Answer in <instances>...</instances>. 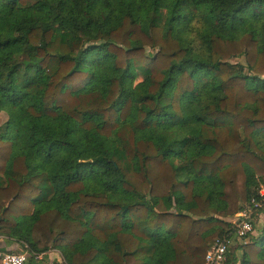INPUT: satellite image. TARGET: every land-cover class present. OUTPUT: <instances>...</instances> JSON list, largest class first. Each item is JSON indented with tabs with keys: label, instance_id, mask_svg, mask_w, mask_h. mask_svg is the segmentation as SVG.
<instances>
[{
	"label": "trees",
	"instance_id": "obj_1",
	"mask_svg": "<svg viewBox=\"0 0 264 264\" xmlns=\"http://www.w3.org/2000/svg\"><path fill=\"white\" fill-rule=\"evenodd\" d=\"M262 183L264 0H0V237L27 264H206ZM225 264H264V225Z\"/></svg>",
	"mask_w": 264,
	"mask_h": 264
},
{
	"label": "built area",
	"instance_id": "obj_2",
	"mask_svg": "<svg viewBox=\"0 0 264 264\" xmlns=\"http://www.w3.org/2000/svg\"><path fill=\"white\" fill-rule=\"evenodd\" d=\"M263 216L264 183L260 185L257 195L228 220L230 233L213 241L205 257L206 264H225L228 253L236 243H247L253 235H256V220ZM28 258V251L15 252L0 248V264H27ZM36 258L43 259V254H37Z\"/></svg>",
	"mask_w": 264,
	"mask_h": 264
},
{
	"label": "rangeland",
	"instance_id": "obj_3",
	"mask_svg": "<svg viewBox=\"0 0 264 264\" xmlns=\"http://www.w3.org/2000/svg\"><path fill=\"white\" fill-rule=\"evenodd\" d=\"M1 120H2V122H4L6 120V114L5 113H1ZM263 225H264V216L260 217V218H257L256 225H255L256 226V237L258 235H260V230L263 227ZM236 245H238V243H236L232 247V250L235 248ZM54 260L64 261L59 251H56V250L50 251L47 254V256H43V259H41V262H42V264H48V263H51Z\"/></svg>",
	"mask_w": 264,
	"mask_h": 264
},
{
	"label": "crops",
	"instance_id": "obj_4",
	"mask_svg": "<svg viewBox=\"0 0 264 264\" xmlns=\"http://www.w3.org/2000/svg\"><path fill=\"white\" fill-rule=\"evenodd\" d=\"M255 225H256V223H255ZM0 246L5 247L6 249L15 250L18 247V244L16 242L8 240L7 238L2 237L0 239Z\"/></svg>",
	"mask_w": 264,
	"mask_h": 264
},
{
	"label": "water",
	"instance_id": "obj_5",
	"mask_svg": "<svg viewBox=\"0 0 264 264\" xmlns=\"http://www.w3.org/2000/svg\"><path fill=\"white\" fill-rule=\"evenodd\" d=\"M2 219V216H0V220Z\"/></svg>",
	"mask_w": 264,
	"mask_h": 264
}]
</instances>
